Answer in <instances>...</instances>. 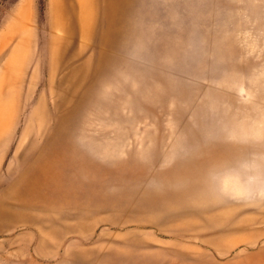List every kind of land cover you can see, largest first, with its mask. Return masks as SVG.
Returning a JSON list of instances; mask_svg holds the SVG:
<instances>
[{
  "label": "rangeland",
  "instance_id": "rangeland-1",
  "mask_svg": "<svg viewBox=\"0 0 264 264\" xmlns=\"http://www.w3.org/2000/svg\"><path fill=\"white\" fill-rule=\"evenodd\" d=\"M0 264H264V0H0Z\"/></svg>",
  "mask_w": 264,
  "mask_h": 264
}]
</instances>
